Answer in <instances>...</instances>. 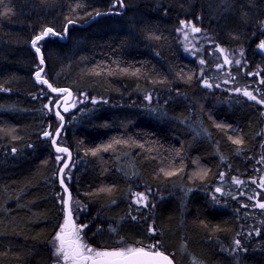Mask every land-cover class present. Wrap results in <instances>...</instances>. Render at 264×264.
<instances>
[{"label": "trees", "instance_id": "1", "mask_svg": "<svg viewBox=\"0 0 264 264\" xmlns=\"http://www.w3.org/2000/svg\"><path fill=\"white\" fill-rule=\"evenodd\" d=\"M122 3L0 0V264L54 263L64 221L65 155L44 136L58 95L31 49L47 28L64 40L37 42L41 76L74 98L56 142L82 242L264 264V104L243 95L264 100V0Z\"/></svg>", "mask_w": 264, "mask_h": 264}, {"label": "snow or ice", "instance_id": "2", "mask_svg": "<svg viewBox=\"0 0 264 264\" xmlns=\"http://www.w3.org/2000/svg\"><path fill=\"white\" fill-rule=\"evenodd\" d=\"M117 3L120 4L121 7H123L122 0H117ZM115 7V4L113 5ZM97 16L102 15V13L97 12ZM69 24L73 23V21H69ZM181 24L183 25L184 22L181 21ZM65 31H67V26H65ZM193 32H199V28H192ZM51 35H57L51 28H47L43 31L41 35H38L35 37V39L32 41V47L35 48L37 54H40V48L37 47V42L43 39L44 37ZM258 47L264 51V41H261V43L258 45ZM221 52H223V49H220ZM41 64L44 63L43 58L41 57ZM201 63L203 64L204 61L201 60ZM231 63V61L225 57V64ZM237 64H239V61H236ZM43 72V69L41 68L39 71L36 72V81L38 83L44 84L48 87V89L51 90L53 93H67V96L64 97L65 103H67L68 99L71 97V93L68 92L67 89H58L53 87L52 84L48 82V80L43 79L41 76V73ZM227 82V81H226ZM264 82V81H262ZM206 87H211L205 81ZM219 86V85H217ZM237 92H240L241 90L238 88L236 89ZM243 95L246 96L249 100H254L258 104H264V100H257L256 96L253 95L249 91H244ZM87 99V97H85ZM146 99H150V97H146ZM51 102V101H50ZM55 104H59V101L53 102ZM93 104L97 103L96 100L92 101ZM75 106V105H72ZM45 107H48V105H45ZM51 110V109H50ZM69 109L68 107H64V111L67 112ZM56 116L61 121V127L63 126V116L60 114L59 111L56 112ZM60 133V128L56 129V135L58 136ZM45 137H51L53 146L56 147V151L58 153L64 152L67 153L66 148L58 147L56 146V137L52 136L49 132H44ZM233 143L240 144L241 140L235 139L233 140ZM110 147V145H109ZM107 150V149H105ZM13 152H15V149H13ZM95 154V153H93ZM57 161L61 159L60 156L56 157ZM65 167L67 165L65 164ZM60 173L63 176L64 169H60ZM171 175V173H168ZM255 182V181H254ZM61 186L64 187V180H60ZM234 183L239 185L241 181L234 180ZM264 183V182H262ZM65 192H67V188H64ZM217 191H220V189H217ZM135 196L137 199L134 201L135 203L142 204L146 201L147 197L143 193H135ZM249 199H252V197H249ZM71 197L69 196L68 199L62 198V203L64 205V221L59 227V231H57L55 236V251L53 255L57 257V264H173V261L169 259L168 256H166L162 251H160L157 248V245H149L147 248L145 247H121L113 250H97L92 247L87 246L82 242L81 239V232L84 227H87V225H83L78 227L73 222V212L71 207ZM259 208L264 209V203H259L257 205ZM135 219V217H133ZM114 231V230H113ZM159 242H157L158 244ZM235 244L237 248L240 247V241L236 240Z\"/></svg>", "mask_w": 264, "mask_h": 264}, {"label": "water", "instance_id": "3", "mask_svg": "<svg viewBox=\"0 0 264 264\" xmlns=\"http://www.w3.org/2000/svg\"><path fill=\"white\" fill-rule=\"evenodd\" d=\"M101 13V12H100ZM97 17V15H96V13L89 19V21L87 22V23H84L83 25H85V24H88L89 22H91L92 20H94L95 18ZM69 24V23H68ZM67 24V25H68ZM66 25V26H67ZM43 33V32H42ZM42 33H40L39 35H41ZM63 34H64V36L66 37V31H65V27H64V30H63ZM49 36L50 37H53V36H55V35H51V34H49ZM57 37H58V39H60V40H64V37L62 36V35H60V34H57L56 35ZM47 37V36H46ZM46 37H44L43 39H45ZM35 39V38H34ZM33 39V40H34ZM43 39H41V40H43ZM32 40V41H33ZM38 47V46H37ZM31 49L36 53V56H37V59H38V62L40 63V61H41V57H42V54H41V50H40V54H37V52H36V50H35V48H33L32 47V44H31ZM41 64V63H40ZM43 69V64H41V67H40V69ZM39 69V70H40ZM39 70H37V71H39ZM36 71V72H37ZM43 78V77H42ZM34 79L36 80V77H34ZM43 79H45V78H43ZM47 87V86H46ZM55 88H58V89H67L68 90V92H70L71 93V97L68 99V101H67V103H65V100H64V97L65 96H67V93H53V92H51V90L50 89H48V87H47V89H48V91L50 92V93H52V94H61V96L56 100V101H59L60 102V105L57 107L56 105L57 104H55L54 103V114L56 115V112L57 111H59L60 112V114L63 116V118H64V114H66L67 112H69V111H71L72 110V108H73V93H72V91H71V89L70 88H67V87H55ZM64 107H68V111L67 112H65L64 111ZM63 124H64V119H63ZM63 127V126H62ZM62 127H61V121H59V124H58V126H57V128H60V131H61V129H62ZM56 128V129H57ZM56 129L52 132V136H55L56 137V140H57V135H56ZM47 132H49V133H51L50 131H47ZM50 138V144H51V146H52V150H53V152L56 154V155H60V154H65V158L63 159V161L61 162V164H60V166H59V168H58V172H57V179H58V184H59V186H60V188L62 189V191H63V199H68V197L70 196V192H69V189H68V187H67V185H66V183L64 182V187H62L61 186V183H60V180L61 179H63L62 178V175H61V173H60V169H65V164L66 165H68L69 164V162H70V159H71V153H70V150L68 149V147H66V146H63V145H60V144H58L57 142H56V146H58V147H62V148H66L68 151H67V153H64V152H60V153H58L57 151H56V147H54L53 146V143H52V139H51V137H49ZM67 188V192H65V190H64V188ZM63 204V203H62ZM63 214H64V205H63ZM160 251H162V250H160ZM166 256H168L169 257V259H171L172 261H173V264H175V262H174V260L172 259V257L168 254V253H166V252H164V251H162Z\"/></svg>", "mask_w": 264, "mask_h": 264}, {"label": "rangeland", "instance_id": "4", "mask_svg": "<svg viewBox=\"0 0 264 264\" xmlns=\"http://www.w3.org/2000/svg\"><path fill=\"white\" fill-rule=\"evenodd\" d=\"M261 41H264V39H262ZM261 41L258 43V45L261 43ZM259 51L264 55V51H262L259 47H258ZM95 100H98V99H95ZM184 256V249H179V252H178V258L182 259ZM54 263H57V257H54ZM192 264H195L193 261H192Z\"/></svg>", "mask_w": 264, "mask_h": 264}, {"label": "flooded vegetation", "instance_id": "5", "mask_svg": "<svg viewBox=\"0 0 264 264\" xmlns=\"http://www.w3.org/2000/svg\"><path fill=\"white\" fill-rule=\"evenodd\" d=\"M53 244V247L55 248V244H56V242L55 243H52ZM85 244V243H84ZM87 245V244H86ZM87 246H89L90 247V245H87ZM54 253V252H53ZM52 264H57V263H52Z\"/></svg>", "mask_w": 264, "mask_h": 264}]
</instances>
